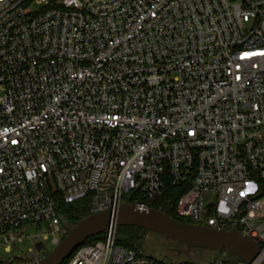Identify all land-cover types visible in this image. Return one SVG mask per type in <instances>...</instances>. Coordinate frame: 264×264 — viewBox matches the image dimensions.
Wrapping results in <instances>:
<instances>
[{"label":"built area","instance_id":"built-area-1","mask_svg":"<svg viewBox=\"0 0 264 264\" xmlns=\"http://www.w3.org/2000/svg\"><path fill=\"white\" fill-rule=\"evenodd\" d=\"M169 186L180 219L236 230L264 260V0H0V249L32 243L0 263L58 246L56 194L166 214ZM116 230L67 264H196Z\"/></svg>","mask_w":264,"mask_h":264},{"label":"water","instance_id":"water-1","mask_svg":"<svg viewBox=\"0 0 264 264\" xmlns=\"http://www.w3.org/2000/svg\"><path fill=\"white\" fill-rule=\"evenodd\" d=\"M112 224L117 228L130 226L158 234L166 240L183 245L186 248L185 253L191 250H225L246 264H254L260 254L257 245L236 230H215L197 226L177 221L155 209L139 210L132 205L122 204L114 212L96 213L77 223L58 246L37 264H64L76 249L106 232ZM36 249L43 250L44 244L38 243ZM260 264H264V260Z\"/></svg>","mask_w":264,"mask_h":264},{"label":"rangeland","instance_id":"rangeland-1","mask_svg":"<svg viewBox=\"0 0 264 264\" xmlns=\"http://www.w3.org/2000/svg\"><path fill=\"white\" fill-rule=\"evenodd\" d=\"M209 197H206L208 200ZM63 234L60 236V241H62L69 233L70 225L66 220H62ZM25 235L36 236L37 234L47 233V229L44 225L40 227L34 225H27L24 228ZM49 233V232H48ZM39 240V239H35ZM32 246V243L29 240H25L22 243H17L11 253L7 254L4 250L0 249V258L4 261L12 258L17 254H24L27 250ZM57 245H53L51 243V239L46 241L44 244V249L42 250V254L45 257L50 254ZM140 251H143L147 254L165 258L175 262H193L196 264H203L209 262L216 256V253L202 251V250H191L189 253H185L186 248L183 245L178 243L166 240L164 237L154 234V233H145L142 239V247Z\"/></svg>","mask_w":264,"mask_h":264},{"label":"trees","instance_id":"trees-1","mask_svg":"<svg viewBox=\"0 0 264 264\" xmlns=\"http://www.w3.org/2000/svg\"><path fill=\"white\" fill-rule=\"evenodd\" d=\"M176 188H173L172 186H169L168 190L166 191L165 200H170V206L169 210L166 212V214L177 220V221H182L185 222L184 220L180 219L176 214H175V205L179 197V193H177ZM55 201L57 205V213L62 217V220H66L69 225L70 229H73L77 223L80 221L84 220L85 218L89 217L91 215V195L86 196L85 198L79 199L75 202L72 203H67L63 199V197L59 194L55 195ZM123 201L126 203H130V195L127 194L123 197ZM147 233L145 230L140 229V228H135V227H130V226H125V227H118L116 230V244L120 247H123L125 249H131V250H136L139 251L142 247V239L143 235ZM104 234H101L99 236H96L90 240H88L84 246L86 245H91L94 244L98 241L103 240ZM176 243V242H175ZM204 251V250H202ZM209 252V251H208ZM216 253V256L218 255V252H212ZM215 256V257H216ZM69 259H67L64 264H67ZM231 264H235L239 262V258L234 257L231 260ZM1 264V263H0Z\"/></svg>","mask_w":264,"mask_h":264},{"label":"snow or ice","instance_id":"snow-or-ice-1","mask_svg":"<svg viewBox=\"0 0 264 264\" xmlns=\"http://www.w3.org/2000/svg\"><path fill=\"white\" fill-rule=\"evenodd\" d=\"M247 55V54H246Z\"/></svg>","mask_w":264,"mask_h":264}]
</instances>
